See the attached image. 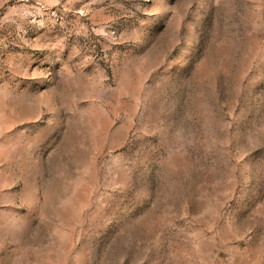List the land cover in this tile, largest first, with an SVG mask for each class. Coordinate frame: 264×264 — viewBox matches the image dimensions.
Segmentation results:
<instances>
[{"label": "rangeland", "instance_id": "rangeland-1", "mask_svg": "<svg viewBox=\"0 0 264 264\" xmlns=\"http://www.w3.org/2000/svg\"><path fill=\"white\" fill-rule=\"evenodd\" d=\"M0 264H264V0H0Z\"/></svg>", "mask_w": 264, "mask_h": 264}]
</instances>
